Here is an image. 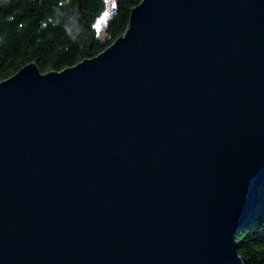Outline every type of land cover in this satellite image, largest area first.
<instances>
[{
    "label": "water",
    "instance_id": "obj_1",
    "mask_svg": "<svg viewBox=\"0 0 264 264\" xmlns=\"http://www.w3.org/2000/svg\"><path fill=\"white\" fill-rule=\"evenodd\" d=\"M263 184L264 0H142L0 82V264H244Z\"/></svg>",
    "mask_w": 264,
    "mask_h": 264
},
{
    "label": "trees",
    "instance_id": "obj_2",
    "mask_svg": "<svg viewBox=\"0 0 264 264\" xmlns=\"http://www.w3.org/2000/svg\"><path fill=\"white\" fill-rule=\"evenodd\" d=\"M142 0H114L101 38L96 22L106 0H0V82L34 63L60 72L108 48L127 29ZM244 264H264V184L259 206L236 234Z\"/></svg>",
    "mask_w": 264,
    "mask_h": 264
},
{
    "label": "rangeland",
    "instance_id": "obj_3",
    "mask_svg": "<svg viewBox=\"0 0 264 264\" xmlns=\"http://www.w3.org/2000/svg\"><path fill=\"white\" fill-rule=\"evenodd\" d=\"M106 1H107V10L96 22V27H97V30H98L101 38H105V24L109 20V18H110L109 13H111V11H113V6H114L113 5L114 0H106Z\"/></svg>",
    "mask_w": 264,
    "mask_h": 264
}]
</instances>
